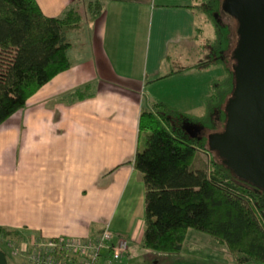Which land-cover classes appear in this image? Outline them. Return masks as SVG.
<instances>
[{
    "label": "crops",
    "instance_id": "1",
    "mask_svg": "<svg viewBox=\"0 0 264 264\" xmlns=\"http://www.w3.org/2000/svg\"><path fill=\"white\" fill-rule=\"evenodd\" d=\"M36 1L44 14L58 15L78 0ZM101 2L95 19L84 17L69 31L80 36L78 46L67 35L70 66L0 123V226L25 229L29 237H91L107 226L113 242L122 237L128 247L117 259L103 249L96 264H206L203 249L184 241L170 253L142 246L144 183L132 164L142 108L161 99L202 116L211 84L222 77L209 58L181 63L201 54L195 0ZM192 74L200 80L185 82L177 99H162L161 82ZM84 85V96H68Z\"/></svg>",
    "mask_w": 264,
    "mask_h": 264
},
{
    "label": "trees",
    "instance_id": "2",
    "mask_svg": "<svg viewBox=\"0 0 264 264\" xmlns=\"http://www.w3.org/2000/svg\"><path fill=\"white\" fill-rule=\"evenodd\" d=\"M224 1L193 4L215 29V37L204 41L222 69V77L211 84L205 99V113L182 112L161 99L140 112L138 132L144 138L132 164L144 183L141 244L158 252H178L192 228L225 244L236 264H264V190L235 175L208 144L209 133L224 128L225 107L235 85V16L226 10ZM101 10V0H88L82 12L78 0L58 15H46L36 0H0V123L70 66L67 33L78 28L84 17L95 19ZM85 88H75L68 96L82 97ZM184 121L205 124L206 142L185 137ZM199 149L216 153L210 156L209 168L194 167ZM27 234L25 229L0 226V240H18ZM7 260L6 250L0 247V264Z\"/></svg>",
    "mask_w": 264,
    "mask_h": 264
},
{
    "label": "water",
    "instance_id": "3",
    "mask_svg": "<svg viewBox=\"0 0 264 264\" xmlns=\"http://www.w3.org/2000/svg\"><path fill=\"white\" fill-rule=\"evenodd\" d=\"M238 20L235 85L222 131L208 136L235 175L264 190V0H225Z\"/></svg>",
    "mask_w": 264,
    "mask_h": 264
},
{
    "label": "rangeland",
    "instance_id": "4",
    "mask_svg": "<svg viewBox=\"0 0 264 264\" xmlns=\"http://www.w3.org/2000/svg\"><path fill=\"white\" fill-rule=\"evenodd\" d=\"M195 1L200 2L201 0H195ZM197 22H198V25L201 26V32L199 34L198 41H197V45L199 44V46L196 50L201 52V54L198 56H193V57H189L188 59H185L183 62H181L182 65H187L188 63L193 64L198 60L205 61L208 58L210 62L213 61L212 59L213 55L211 53L212 52L211 46L209 44L207 45L204 39L206 37L214 38L215 29L212 26V24L209 21H207V18L202 13L198 12ZM235 26L236 25H234L233 23L232 27L235 28ZM67 35L70 41L75 42V45L78 46L77 42L79 41L80 36L77 35L75 31L69 32ZM235 36L236 37H234V40L236 41L237 35ZM233 47H235V43L233 44ZM77 50H79V47L77 48ZM70 53L72 56L79 55V53H77L75 48L71 49ZM203 63L200 62V66H202L201 68L205 67L204 66L205 63L204 65ZM172 65H174L175 67L177 66L180 67V64L176 62H172ZM199 77L200 76L197 74H192V75H187V76L177 75L169 79H166V81L161 82V84H159V91H161L160 94L162 95V99H169V100L172 99V101L177 99L176 96L179 95V90L181 91L184 90V88L182 87L183 84L185 82L188 83V81L190 80L199 81L200 80ZM181 107L183 108L184 106H180V108ZM176 108L179 109L178 107ZM181 128L184 129L185 131V134H184L185 137L190 138V139L192 138L193 140L197 139V141L199 142L201 141H203L204 143L206 142V139H207L206 134H208V131L206 129L205 124L202 125L201 122L193 123L190 121H184L181 123ZM222 130L223 128L219 130V127L218 129H216V131H222ZM143 138L144 137L141 136V143L143 142ZM213 153L214 151H211L209 155L208 153H206L205 150L199 149L193 161L194 167L209 168L210 156H213V157L216 156L215 155L216 153L214 154ZM189 232H194L193 234H200V235L202 234L201 236H203V238L201 240H195L192 237H190L192 233H189L186 236V239L184 240V247L186 248L190 246L192 247L196 246L198 248L201 247L203 249L202 254L206 258V259L205 258L203 259L206 261L208 259L206 264H236L233 259V256L231 255V253L229 252L225 244L216 242L207 233L200 232L192 228H189ZM28 237H29L28 235L27 236L25 235L24 238L18 239V240H13L10 238L0 240V247L4 248L7 252V259H8L7 264H21L22 260L24 264H26V257L24 253L20 250V247H21V244L24 242L28 244V241H29ZM203 264H205V262Z\"/></svg>",
    "mask_w": 264,
    "mask_h": 264
},
{
    "label": "built area",
    "instance_id": "5",
    "mask_svg": "<svg viewBox=\"0 0 264 264\" xmlns=\"http://www.w3.org/2000/svg\"><path fill=\"white\" fill-rule=\"evenodd\" d=\"M28 238V244L24 242L20 247L26 264H96L103 249H110L112 257L117 259L128 247L122 237L113 242V232L107 226L91 237L32 235Z\"/></svg>",
    "mask_w": 264,
    "mask_h": 264
},
{
    "label": "flooded vegetation",
    "instance_id": "6",
    "mask_svg": "<svg viewBox=\"0 0 264 264\" xmlns=\"http://www.w3.org/2000/svg\"><path fill=\"white\" fill-rule=\"evenodd\" d=\"M233 22H234V25H236L235 26V31H236V35H237V39H236V42H235V47H234V53H233V56H234V58H235V60H236V64H237V62H238V60H237V58L235 57V50L237 49V47H238V42H239V37H240V35L238 34V31H237V28H238V20H237V18L235 17V19L233 20ZM222 158V160L225 162V160H224V158L223 157H221Z\"/></svg>",
    "mask_w": 264,
    "mask_h": 264
}]
</instances>
